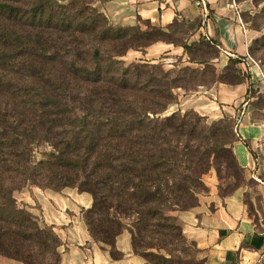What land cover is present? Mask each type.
Wrapping results in <instances>:
<instances>
[{
  "label": "trees",
  "instance_id": "obj_1",
  "mask_svg": "<svg viewBox=\"0 0 264 264\" xmlns=\"http://www.w3.org/2000/svg\"><path fill=\"white\" fill-rule=\"evenodd\" d=\"M141 23L144 29L113 25L92 0H0L1 256L59 264L60 238L14 198L29 184L89 194L81 217L112 259L122 257L115 241L125 230L146 264H174L168 249L190 245L199 253L176 214L208 192L202 176L213 159L232 157L230 119L208 124L192 110L163 114L177 103L175 89L207 84L197 78L218 50L204 39L171 40L184 23L174 20L166 30ZM258 41L249 45L250 56ZM157 43L182 48L189 63L204 68L164 70L158 61L122 59ZM212 48L210 56L194 57ZM237 63L228 59L219 74L225 79L214 75L209 86L242 83ZM42 146L50 151L38 159L34 152Z\"/></svg>",
  "mask_w": 264,
  "mask_h": 264
},
{
  "label": "crops",
  "instance_id": "obj_2",
  "mask_svg": "<svg viewBox=\"0 0 264 264\" xmlns=\"http://www.w3.org/2000/svg\"><path fill=\"white\" fill-rule=\"evenodd\" d=\"M107 19L116 26L140 25L143 21L151 26L166 30L175 20L191 28L186 40L205 41L215 44L218 58L213 62L222 71L228 59H237L236 68L244 81L238 85L214 83L198 97L199 91L186 95L181 105L193 107L203 116H233L236 108L243 103L248 80H259L260 67L249 55V45L258 32L249 29L241 19L245 4L237 0H206L208 14L203 17L198 8L189 0H92ZM161 47L156 50V47ZM153 51L167 52L170 44H154ZM180 48V47H179ZM182 50V48H180ZM154 62L155 60H150ZM249 76V77H248ZM258 83V82H257ZM210 96L214 99L210 100ZM205 99V100H203ZM247 118V117H246ZM243 118L240 133L251 143L252 149L264 155V144L258 145L263 128L258 123H250ZM249 123V124H248ZM240 144V143H238ZM241 158L247 159L244 146L237 145ZM244 151V152H243ZM249 154V153H248ZM253 167L256 180L262 189V212L264 215V158L255 161L247 159ZM208 192L200 195L198 205L186 211L177 212L183 235L195 244L204 264H264V223L254 220L243 203L242 192L219 195L214 183H206ZM28 195V196H27ZM20 201L36 217L39 224L51 226L62 245L59 264H146L135 255L131 246V236L123 231L116 237V249L122 253L120 259H112L107 248L93 241L81 217V209L91 205L87 193L73 189L56 192L39 187L31 188ZM257 212V211H256ZM0 264H22L0 255Z\"/></svg>",
  "mask_w": 264,
  "mask_h": 264
},
{
  "label": "rangeland",
  "instance_id": "obj_3",
  "mask_svg": "<svg viewBox=\"0 0 264 264\" xmlns=\"http://www.w3.org/2000/svg\"><path fill=\"white\" fill-rule=\"evenodd\" d=\"M69 1V0H66ZM87 1V0H86ZM89 1V0H88ZM238 2H242L245 4L244 11L242 14V19L247 23L248 27L253 28L254 31L258 32L257 39L259 40L256 42L253 46L251 56L252 59L260 65V71H259V80L250 82L248 80L247 85V92L244 95L243 103L236 108V112L233 116H229L226 114L218 115V116H203L201 113L193 109V107L181 105L183 103L184 98L186 95H192L194 92L199 91L198 97L206 95L203 93L208 87H211V81L215 76H219V79H225V75H219L220 71H218V67L215 65V63H210L206 65L204 68L202 65L189 63L187 61V56L183 53V51L179 47H174L170 49L169 53H159L160 51H153L151 47L153 45L140 50H129L125 57L122 59L125 61V63L135 62L138 60H152L160 62L163 64L164 70L173 69V66L175 68H183V67H191V68H204L203 76H199L197 78V81H204L207 83L204 86H198L195 88L194 91H187L185 92L184 89L178 88L174 90V94L177 97V103L172 104L168 106V108L165 110L163 116H167L171 114L172 112H180L181 114L185 112V110H192L195 111L199 116L203 117L206 122L209 124L213 121L219 120L221 118H229L230 119V125L231 130L233 132V140L230 144V150L232 157L224 156L223 158H216L213 159V162L211 164L210 169L206 174L202 176V180L204 184L207 186L206 183H214V187L216 188L219 195H227L231 194L234 191L238 190L242 192L243 195V203L245 205V208L248 212V214L254 218L256 221L257 219H260L258 216V213H260L262 222L264 223V215L262 212V189L259 187V182L256 180V175L254 174L253 167H249V163L247 162V159L250 160L253 159H259V157L264 158V155L258 154L257 149L256 151L252 149L251 143L247 140V138H244L240 133V127L242 125L243 118H246L247 121L249 120L250 123H258L263 128V135L262 138H258V145L260 146V143L264 144V0H257V4L254 3L252 0H237ZM189 27H186L184 25H180L176 31V34H174V37H170L171 40H175L178 43L182 42L185 43V41L189 37L190 33ZM155 38L153 35L151 39ZM162 44V43H157ZM156 44V45H157ZM161 48L156 47V50H162ZM215 49V48H214ZM214 49L210 50H200L195 54L194 57L198 58H206L208 55L210 56ZM144 52V54H143ZM262 65V66H261ZM246 77V75H244ZM249 77V76H248ZM227 78V77H226ZM186 81H189V78L186 76L184 78ZM229 79V78H228ZM258 82V83H257ZM214 83H217L214 82ZM188 88L194 87L192 83H189L188 85H185ZM210 100H213L212 96H210ZM205 100V99H203ZM249 124V123H248ZM240 143L242 146L245 147L246 151L249 153H246L247 159L244 160V158H241L238 150L237 145ZM50 151L49 146H42L35 150V156L40 159L42 157V152H48ZM37 187L32 184L27 185L23 189L14 192V198L16 200V203L18 206H24L23 202L20 201L21 196L23 194H29L31 188ZM41 189V188H40ZM66 189H73L77 191L75 188H66ZM44 190V189H43ZM50 190V189H47ZM78 192V191H77ZM28 196V195H27ZM200 196V195H199ZM199 198V197H198ZM26 208V207H25ZM257 211V212H256ZM173 263L176 264V260L182 259V260H193V259H201L200 255L195 252L192 246L188 245V247L182 252V251H171L168 249ZM162 254L167 256V253L164 251H161ZM176 259V260H175Z\"/></svg>",
  "mask_w": 264,
  "mask_h": 264
},
{
  "label": "built area",
  "instance_id": "obj_4",
  "mask_svg": "<svg viewBox=\"0 0 264 264\" xmlns=\"http://www.w3.org/2000/svg\"><path fill=\"white\" fill-rule=\"evenodd\" d=\"M189 1L198 8L200 14L203 17L207 16L208 9H207V1L206 0H189ZM251 264H259V261L253 262Z\"/></svg>",
  "mask_w": 264,
  "mask_h": 264
},
{
  "label": "bare ground",
  "instance_id": "obj_5",
  "mask_svg": "<svg viewBox=\"0 0 264 264\" xmlns=\"http://www.w3.org/2000/svg\"><path fill=\"white\" fill-rule=\"evenodd\" d=\"M244 152V151H243ZM245 160V159H244Z\"/></svg>",
  "mask_w": 264,
  "mask_h": 264
}]
</instances>
